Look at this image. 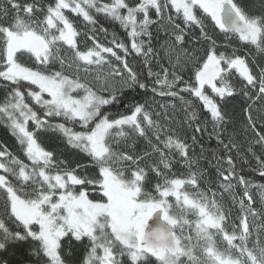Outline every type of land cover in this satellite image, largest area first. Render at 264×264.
Instances as JSON below:
<instances>
[{
  "label": "snow or ice",
  "instance_id": "1",
  "mask_svg": "<svg viewBox=\"0 0 264 264\" xmlns=\"http://www.w3.org/2000/svg\"><path fill=\"white\" fill-rule=\"evenodd\" d=\"M98 17L117 22L127 42L114 32L101 42L97 33L107 38L108 30ZM206 21L225 40L236 37L264 55V12L251 14L236 0H0V123L24 157L0 144V264H25L9 254L24 244L36 264H264V222L256 224L264 217V184H253L233 156L242 164L251 157V170L264 179V130L250 104L245 152L235 134L224 138L232 100L264 101V64L219 44ZM154 25L170 37L169 66L157 71ZM189 37L204 45L202 54L185 47ZM133 55L143 57L147 78L130 66ZM140 90L178 101L194 133L215 137L224 153H213L218 184L200 166L196 135L190 144L173 127L168 109L175 103L157 112L133 98L124 111H105ZM259 120L264 125V110ZM50 134L87 162L70 166L46 149ZM139 138L151 151L135 150ZM252 188L261 189L260 210Z\"/></svg>",
  "mask_w": 264,
  "mask_h": 264
},
{
  "label": "trees",
  "instance_id": "2",
  "mask_svg": "<svg viewBox=\"0 0 264 264\" xmlns=\"http://www.w3.org/2000/svg\"><path fill=\"white\" fill-rule=\"evenodd\" d=\"M236 2L239 3L242 7H244L251 14H259L261 12H264V0H236ZM153 18H155L154 15H153ZM98 19H99V23L108 30L107 38H105L102 33H99V32L97 33L99 35L101 42L107 43V41L111 39L113 32L120 39L127 42L126 32L124 29L120 27V25L117 22L110 21L103 17H98ZM206 24H207V31L209 32L210 35L213 36L214 39L217 40L219 44L229 43L237 47L238 49H240L241 54L247 53L250 62L255 61L258 64H264V55L257 53L254 47L240 42L238 38L236 37H233L230 40H225L224 34L219 32V30L216 29L213 26V24L207 21H206ZM90 27L91 26H86L82 22H80V28L83 32L89 33ZM150 30L153 33L152 46L159 53V58L157 59L154 57L151 62L153 71H157L159 68V64H163L165 67L169 66L168 57L165 55L164 48L166 47V41L170 42V37L166 35L165 32L159 26L154 25ZM195 34H198V29L195 30ZM82 39L83 37L78 38V46H81ZM187 39L189 40V43H186L185 45L186 48H188L189 50H191L192 48H197L200 50L199 54L203 53L204 45L202 43L192 44L190 42L191 37ZM87 46L88 47L92 46L91 40L87 41ZM81 50H85V49L81 46ZM220 50H224V49H220ZM68 54L71 55V52L69 51ZM128 59H129L130 66L133 67L134 70L139 71L142 77L147 78L148 70L144 66L143 57H136L135 55H133V56H130ZM81 75H83V73H81ZM89 78L91 79L92 77L90 76ZM187 78L188 77L186 75L185 79ZM5 96H6L5 82L0 81V102L4 101ZM133 98L137 100H141V101L148 100L152 110L157 111V112L161 111L158 105L171 104V103L176 104L175 111H173L171 108L168 109L169 114L174 120L173 127L177 129L178 133L182 137L187 138L190 144L192 143L191 137L194 134L196 135L197 139L193 145L195 152L197 154L203 153V156L205 157L204 159L201 160L200 166L203 170H205L206 178L209 179L213 183L214 186L218 184V176H217V171H216V159L213 156V153L215 152L217 155H223L224 153L221 149V146L218 145L215 137L214 136L210 137L208 133H203V134L194 133V129L190 127L189 124L186 122L185 114L181 110V106L178 101H173L171 98L153 96V94L150 91L147 92V94H144L143 90L136 91V92H131V91L127 92L121 98L119 103L106 107L105 111H108L111 113H117V112L124 111V106L127 104H130ZM193 102L194 104L197 103L195 100ZM249 104L252 107L253 116L257 119L258 125H260L261 130H264V125H262L259 120V113L262 110H264V101L253 102V101L247 100V98L245 97L237 96L235 100H232L226 106V111L229 114L231 122L226 126L227 130L224 133L225 142H227V137L229 135L235 134L236 143L240 146V153L245 152L248 146V141L252 139L251 133L248 131H245L246 121H245V114L243 111V109L247 107ZM198 110L203 111L199 107H198ZM201 119H203V117H201ZM69 126H72V125H69ZM76 130H80L78 126H76ZM208 130L209 132H211V125H208ZM155 142L156 141L153 138V143ZM42 143L46 149L54 150L56 152V155L59 158L69 160L70 166H75V163L77 162L85 163L88 160V158L84 156L83 154H78L75 152V150L67 148L65 142L59 137L58 134H50L49 136L43 139ZM0 144L6 145L12 152L16 153L17 155H20L21 158L24 159V157L21 154V150L17 143L16 138L11 134L10 130L5 126L4 123H0ZM201 146H203V148H201ZM135 150L138 153H142L144 151H151L150 146L148 145V141L144 138H139L136 140ZM255 151L257 152V154H259L261 149L256 148ZM233 156L237 160L238 168L243 169V174L247 178H249L253 184H256V185L264 184V179H261L256 172L251 170L252 168L256 167L255 161L252 160L251 157H248L249 164H242L240 162L239 154L235 150L233 151ZM175 170L178 172L184 171V169L180 168L179 166H177ZM153 180H155L154 176H153ZM217 191L218 192L220 191L218 187H217ZM238 191H240V189H238ZM260 191L261 189L259 188L250 189L251 195L253 196V200L256 201L255 207L258 210L261 209V204L259 200ZM225 203L231 206L227 195L225 196ZM238 215H239V210H238V205H237L235 207H232V219L235 220ZM262 222H264V217H261L256 220V224H260ZM28 250H29V245L24 244L21 246L19 250L10 249L9 254L10 255L14 254L16 260H25V264H36L35 259H32L31 261H28L26 259V254ZM74 251H75L76 258L82 259L84 255V248L77 244L75 246Z\"/></svg>",
  "mask_w": 264,
  "mask_h": 264
}]
</instances>
